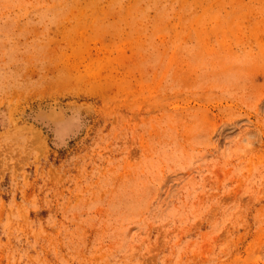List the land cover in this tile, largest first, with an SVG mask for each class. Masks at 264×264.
Here are the masks:
<instances>
[{"label":"rangeland","instance_id":"obj_1","mask_svg":"<svg viewBox=\"0 0 264 264\" xmlns=\"http://www.w3.org/2000/svg\"><path fill=\"white\" fill-rule=\"evenodd\" d=\"M0 264H264V0H0Z\"/></svg>","mask_w":264,"mask_h":264}]
</instances>
